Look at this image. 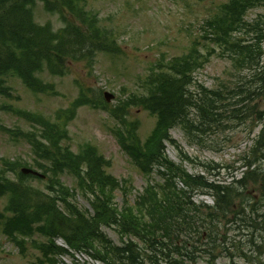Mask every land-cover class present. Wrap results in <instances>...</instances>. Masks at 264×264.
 <instances>
[{"label":"trees","instance_id":"1","mask_svg":"<svg viewBox=\"0 0 264 264\" xmlns=\"http://www.w3.org/2000/svg\"><path fill=\"white\" fill-rule=\"evenodd\" d=\"M72 1L0 0V111L17 116L30 126L23 130L0 125V130L15 141H24L30 149V161L0 158V197L7 198L5 208H0L3 235L23 254L27 245L38 251L40 264H56L60 256L71 251L104 264H192L195 245L199 250L205 248L211 258L225 252L231 256L228 233L220 242L222 248L216 244L223 223L224 227L230 225L227 232L238 230L236 235L241 240L251 236V243L261 252L259 257L264 258V214H260L264 210V15L248 19L249 11L264 10V0H228L220 4L200 25V34L191 39L187 52L158 61L141 81L139 91L125 101V108L139 106L156 116L159 113L157 129L148 144L140 142L131 124L122 123L123 133L116 131L133 164L151 177L135 200L133 185L124 182L121 186L111 176L107 169L110 162L95 146H86L78 153L70 147L71 139L64 130L86 103H81L80 97L50 120L14 103L1 102L3 98L21 99L9 78L19 76L35 94H56L55 84L39 77L43 72L64 77L73 71L76 62L86 61L89 69H94L95 58L100 54L122 55L115 29L103 25L97 14L89 12L87 0H79L80 8ZM39 2L46 12L59 13L65 25L55 29L49 23H37L34 7ZM66 13H71L76 21L67 20ZM214 56L230 62L236 72L234 83H219L216 88L198 85L199 89L193 92L191 87L197 84L195 73ZM45 66L49 69H43ZM245 73L248 79L244 78ZM97 102L104 108L102 99ZM226 105H234L232 109L225 108L231 122L254 123L261 129L242 158L241 178L209 182L172 161L163 142L168 141L170 130L176 127L195 138V128L208 130L211 123L220 126V112ZM190 116L199 123H193ZM129 128L134 129L132 134ZM215 166L218 165H205L210 170ZM25 167L43 171L48 193L26 185L27 177L41 183L44 179L24 175ZM65 175L72 176L77 187L70 189L63 182ZM254 189L257 197L251 196ZM72 191L87 198L91 209L78 207L73 202L78 194ZM116 192L122 197L121 203L117 202ZM199 192L210 195L214 204H196L193 199ZM107 229L117 232L120 243L108 236ZM59 239L68 249L57 245ZM232 245L235 253L247 256L238 245ZM260 264H264L262 259Z\"/></svg>","mask_w":264,"mask_h":264},{"label":"rangeland","instance_id":"2","mask_svg":"<svg viewBox=\"0 0 264 264\" xmlns=\"http://www.w3.org/2000/svg\"><path fill=\"white\" fill-rule=\"evenodd\" d=\"M226 2L228 0H87L86 8L89 12L97 14L103 25L115 29L117 34L114 33L117 36V43L123 51L122 55L116 57L100 54L95 58L97 62L93 71L89 70L86 61H80L76 62L73 71L64 77L51 76L49 72H43L39 77L43 81L55 84L56 94L44 92L35 94L23 84L19 76L9 78L11 86L21 99L12 101L3 98L1 102L14 103L21 109L30 110L33 114H40L50 120V117H53L58 110L69 108L80 97V102L86 103L78 108L77 113L68 123L67 129L64 130L71 139L70 147L74 151L80 152L86 146H95L98 152L110 162L107 169L111 176L117 179L121 186L124 185V182L133 185L132 200H135L151 177L145 176L123 152L118 143L117 134L115 135L114 127L117 126L118 133H123L125 129H121L122 123L131 124L135 127V135L140 142L148 144L157 129L159 113L156 116L146 108L139 106L125 108L124 103L132 94L139 91L141 81L145 78L150 67L156 65L162 56L172 58L186 53L185 48L191 39L200 34V25L218 10L220 4ZM74 3L78 4V8H80L79 0H73L72 4ZM72 11L68 10V12ZM82 11H85V7ZM34 14L35 20L39 24L49 22L55 29L65 25L59 13L46 12L44 5L40 2L34 7ZM260 14L264 15V10L249 11L248 19L253 20ZM65 16L67 20H75L71 13H66ZM73 65L74 63H71L70 66ZM43 69L48 70L49 68L45 66ZM197 72L195 73L197 84L191 87L193 92L199 89L198 85L216 88L219 83L231 84L236 79V72L230 62L218 56H214L202 70ZM247 77L248 73H245L244 78ZM80 88H83L84 92H80ZM105 92L111 93L114 98L108 104L105 103L102 108L97 101L104 98ZM144 98L147 97H142V99ZM226 106L220 112L222 114L220 126L211 123L207 127L208 130L195 128L193 130L195 138L190 137L184 129L176 127L170 130L168 141L163 142L164 149L172 161L184 165L193 175L204 176L209 182L213 180L230 182L233 178H241L244 170L241 168L242 158L253 146V138L261 129V125L257 126L254 123L241 125L240 121L231 122L229 110L225 111V108L232 109L234 105ZM113 112L121 115V118L112 116ZM190 118L193 123H199L197 118L194 119L192 116ZM0 125L8 128L30 129V126L23 120L1 111ZM133 131L134 129L129 128L131 134ZM38 132L40 131L38 130ZM1 157L25 158L30 161L29 145L22 140L11 139L9 135L0 130ZM207 164L218 166L210 170L206 169L205 165ZM27 178L26 185L39 188L38 191L41 193H48L46 190L47 180L41 183L38 180ZM155 178L159 180L158 175ZM63 182L70 189L77 187L75 179L70 175H65ZM179 186L182 187V184L179 183ZM254 190H251V196L257 197L259 194ZM72 193L78 194L75 200H72L78 207L91 209L87 198L77 191H72ZM121 198L120 193L116 192L117 202L121 203ZM193 200L196 204H214L210 195H203L201 192ZM6 204L7 198L1 196L0 208L4 209ZM260 214H264V210H261ZM229 227L230 225L224 227L223 223L220 225V241L216 244L222 248L220 242L223 241L224 234L228 233L227 249L230 248L233 252L232 257L225 252L221 256L211 258L205 253V248L199 250V246L195 245L194 252L191 253L194 255L192 264H260L261 259L264 261L263 257H259L260 250L251 243V236L241 240V236L236 235L239 233L238 230L226 231ZM233 227H238V224ZM106 233L114 242L120 243L116 231L107 229ZM242 233L248 235L245 230ZM254 237L257 239L259 236L256 234ZM185 240L188 239L185 238ZM192 243L194 242L192 241ZM232 243L238 245L239 249L247 256L235 253L236 250ZM57 244L66 246L61 239L57 240ZM219 253L220 249L216 255ZM37 256L38 252L28 245L26 254H22L19 247L4 236L0 230V264H38ZM56 264L104 263L95 261L89 255L75 253L60 258Z\"/></svg>","mask_w":264,"mask_h":264},{"label":"water","instance_id":"3","mask_svg":"<svg viewBox=\"0 0 264 264\" xmlns=\"http://www.w3.org/2000/svg\"><path fill=\"white\" fill-rule=\"evenodd\" d=\"M111 97H112V96L107 95V99H108V100H110ZM23 172L26 173V174L39 175L38 173H36V172H34V171H32V170H28V169L23 170Z\"/></svg>","mask_w":264,"mask_h":264},{"label":"bare ground","instance_id":"4","mask_svg":"<svg viewBox=\"0 0 264 264\" xmlns=\"http://www.w3.org/2000/svg\"><path fill=\"white\" fill-rule=\"evenodd\" d=\"M191 240H193V239H191Z\"/></svg>","mask_w":264,"mask_h":264}]
</instances>
